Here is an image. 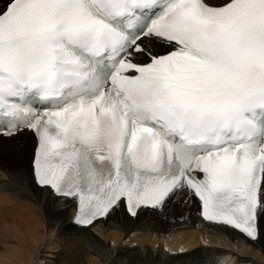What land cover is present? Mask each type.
I'll list each match as a JSON object with an SVG mask.
<instances>
[{
	"label": "snow or ice",
	"instance_id": "6c2138e0",
	"mask_svg": "<svg viewBox=\"0 0 264 264\" xmlns=\"http://www.w3.org/2000/svg\"><path fill=\"white\" fill-rule=\"evenodd\" d=\"M0 121L34 132V177L78 199L77 224L187 190L256 240L264 0H5Z\"/></svg>",
	"mask_w": 264,
	"mask_h": 264
},
{
	"label": "bare ground",
	"instance_id": "6f19581e",
	"mask_svg": "<svg viewBox=\"0 0 264 264\" xmlns=\"http://www.w3.org/2000/svg\"><path fill=\"white\" fill-rule=\"evenodd\" d=\"M153 50L166 51L159 44ZM20 136L26 143L16 147ZM32 141L30 170L25 171ZM36 145L27 130L0 136V264H264V217L257 221L258 238L251 240L230 226L205 221L199 201L187 190L166 200L163 211L142 207L133 217L117 206L90 225L77 224L78 199L37 183ZM169 219L177 221L162 226Z\"/></svg>",
	"mask_w": 264,
	"mask_h": 264
},
{
	"label": "rangeland",
	"instance_id": "374dc122",
	"mask_svg": "<svg viewBox=\"0 0 264 264\" xmlns=\"http://www.w3.org/2000/svg\"><path fill=\"white\" fill-rule=\"evenodd\" d=\"M3 3H5V0H0V5H3ZM208 3H209V1H208ZM220 3H223L222 1L221 2H219L218 4H220ZM211 4V3H210ZM25 139L26 138H22L21 136L18 138V141H17V144L15 145L16 147H18V146H20L19 145V143L18 142H22V143H26V141H25ZM33 143H34V141H32V147H30V149H28V154H27V157H26V162L25 163H23V170H25V171H29L30 170V164H31V160H32V151H33ZM17 169H19L18 167H17ZM196 207H195V212H196ZM195 212H193L192 214H191V217H187V221L189 220V219H191L192 217H194V214H195ZM175 221H177L176 219L174 220V219H169V220H167L165 223L164 222H162V226H169V225H171L173 222H175ZM0 223H2V221L0 222ZM262 230H263V226H262ZM237 237H238V235H236ZM199 245H201V244H199ZM214 254H210L209 255V259H208V261L207 262H209L210 260H211V258H212V256H213Z\"/></svg>",
	"mask_w": 264,
	"mask_h": 264
}]
</instances>
